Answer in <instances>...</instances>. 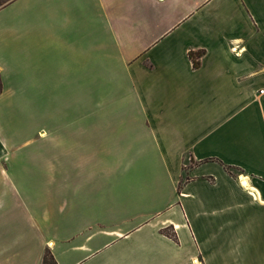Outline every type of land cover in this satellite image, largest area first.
Returning a JSON list of instances; mask_svg holds the SVG:
<instances>
[{
  "label": "crops",
  "instance_id": "1",
  "mask_svg": "<svg viewBox=\"0 0 264 264\" xmlns=\"http://www.w3.org/2000/svg\"><path fill=\"white\" fill-rule=\"evenodd\" d=\"M0 80V264H264V0H0Z\"/></svg>",
  "mask_w": 264,
  "mask_h": 264
},
{
  "label": "trees",
  "instance_id": "2",
  "mask_svg": "<svg viewBox=\"0 0 264 264\" xmlns=\"http://www.w3.org/2000/svg\"><path fill=\"white\" fill-rule=\"evenodd\" d=\"M202 54H203V51H201V50H198V51H191L190 50L188 52L189 58L191 59L192 65L194 67H198L199 66V64H200V60L199 59L202 56ZM0 88H1V80H0ZM225 169L227 171H229L228 170L229 169L228 166H225ZM41 264H56L51 252L48 249H46V251L43 254Z\"/></svg>",
  "mask_w": 264,
  "mask_h": 264
},
{
  "label": "rangeland",
  "instance_id": "3",
  "mask_svg": "<svg viewBox=\"0 0 264 264\" xmlns=\"http://www.w3.org/2000/svg\"><path fill=\"white\" fill-rule=\"evenodd\" d=\"M231 173H237L238 171L236 170V169H233V168H229L228 169ZM160 201V200H159ZM165 234H167V235H172V231H171V229L170 228H167V229H165Z\"/></svg>",
  "mask_w": 264,
  "mask_h": 264
},
{
  "label": "bare ground",
  "instance_id": "4",
  "mask_svg": "<svg viewBox=\"0 0 264 264\" xmlns=\"http://www.w3.org/2000/svg\"><path fill=\"white\" fill-rule=\"evenodd\" d=\"M244 185H246L247 186V183H246V181L244 180Z\"/></svg>",
  "mask_w": 264,
  "mask_h": 264
}]
</instances>
